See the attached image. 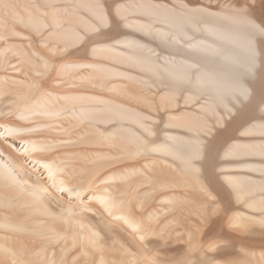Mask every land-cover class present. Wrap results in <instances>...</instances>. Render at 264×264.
Segmentation results:
<instances>
[{
  "label": "bare ground",
  "instance_id": "1",
  "mask_svg": "<svg viewBox=\"0 0 264 264\" xmlns=\"http://www.w3.org/2000/svg\"><path fill=\"white\" fill-rule=\"evenodd\" d=\"M0 264H264V0H0Z\"/></svg>",
  "mask_w": 264,
  "mask_h": 264
}]
</instances>
